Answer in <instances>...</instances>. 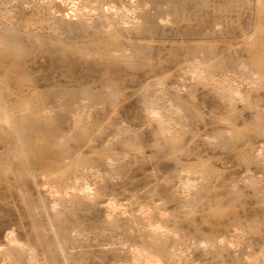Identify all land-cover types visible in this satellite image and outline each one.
<instances>
[{
  "label": "bare ground",
  "instance_id": "1",
  "mask_svg": "<svg viewBox=\"0 0 264 264\" xmlns=\"http://www.w3.org/2000/svg\"><path fill=\"white\" fill-rule=\"evenodd\" d=\"M202 7L218 13L236 12L237 19H241L250 7L256 12L264 10V0H0V36L5 47L0 51V143H3L0 171L5 175L17 174L12 168L13 161L23 162L29 154L25 146L36 145L38 137L30 135V128L36 127V123L31 119L44 121L48 115H55L52 107L44 103L33 107L27 104L20 111L9 105L7 99L15 94L11 81L25 79L47 87L33 89L30 99L71 102L69 130L75 133L98 127L94 113L100 104L114 102L122 94L116 88V74L106 67L91 65L85 68V73L67 70V75L62 76L68 82L61 84L60 75L51 68L31 73L27 56L53 52L59 59L67 57L80 64L86 59L97 61L109 55L127 64L148 63L155 56L163 63L159 49L162 42L154 37L167 34V28L174 29L182 22L203 16ZM216 28L221 29L222 23L218 22ZM204 46L198 48L196 44L186 50L174 69L164 67L159 75L146 79L140 86L139 97L143 109L155 121L158 145L165 140V145L174 148L183 140L177 134L197 125L190 111L194 109L191 100L199 89L214 96L227 113L234 114L238 105L248 103L256 107L255 120H264V109L249 102L250 94L264 82L263 74L250 69L242 60L236 65L218 67V60ZM121 79L125 81L124 77ZM32 109L34 114L30 113ZM110 124L116 131L105 137L101 149L87 153L84 159L81 154L75 155L78 163L71 179L51 187L48 197L40 194L29 201L22 195V204L29 207L32 231L22 236L16 226L8 229L0 264H89L88 258H82L81 245L83 241L85 244L97 241L98 236L103 237L105 251L112 249L124 256L116 264H166V259L174 264H208L196 258L195 253L218 257L222 246L232 253L250 252L245 248L246 229L235 227L227 236L205 232L186 235L180 227L168 225L169 216L153 200L136 202L134 209L129 210L132 199L126 202L110 198L103 206L106 227L101 232L85 233L76 222L65 228L61 220L73 209L77 201L73 196L94 198L105 189L106 182L116 181L123 164L110 153L115 142L136 144L131 128L124 121ZM261 130L264 133V126ZM230 132L231 129L223 131L224 136H210V142L225 144ZM180 164L175 179L170 181L168 197L174 201L178 213L189 215L201 196L204 181L198 177L207 173L192 168V163ZM257 164L264 167V154H259ZM247 174L252 173L244 170L240 177L253 176ZM245 259L247 264H264V243L262 253L252 252L249 258L242 257Z\"/></svg>",
  "mask_w": 264,
  "mask_h": 264
},
{
  "label": "rangeland",
  "instance_id": "2",
  "mask_svg": "<svg viewBox=\"0 0 264 264\" xmlns=\"http://www.w3.org/2000/svg\"><path fill=\"white\" fill-rule=\"evenodd\" d=\"M218 22L222 23L221 29L216 28ZM165 33L154 38L162 42L159 49L168 64L159 63L155 56L148 63L134 64H127L110 55L97 61L86 59L81 64L67 57L59 59L58 55L46 51L26 57L31 62V73L51 68L54 74L60 75L61 84L68 82L63 77L67 75V70L85 73V68L91 65L106 67L116 74V88L121 89L122 94L114 102L100 104V109L94 113L99 121L98 127L85 133H75L69 130L71 102L54 98L39 102L30 99L29 93L33 89L45 90L47 87L25 79L10 82L15 94L7 99L9 105L20 111L27 104L33 107L44 103L52 107L55 115H48L44 121L31 119L36 123V127L30 128V135L38 137L36 145L25 146L29 154L23 162L13 161L12 168L18 171L17 174L5 175L0 171V253L6 249V233L10 227L16 226L22 236L32 231L29 207L22 204V195L29 201H34L40 194L48 197L51 187L71 179L78 163L75 155L81 154L84 159L87 153L101 149L105 137L116 131L110 124L114 121H124L129 125L136 144L130 146L115 142L110 153L117 156L115 161L123 164L116 181L106 182L105 189L96 193L94 198L73 196L72 199L77 201L61 220L65 228L76 222L81 224L85 233L101 232L106 227L103 206L110 198L126 202L132 199L129 210L140 201L153 200L169 216L168 225L180 227L186 235L205 232L227 236L235 227L247 230L248 246L245 248L250 250L249 253H232L225 246L220 247L218 257L196 252L195 257L203 262L247 264L248 259L244 261L242 257L247 255L249 258L252 252H263L264 167L257 164V157L264 154V133L261 130L264 120H255L256 107L244 103L238 105L234 114H230L224 111L214 96L199 89L191 100L194 109L190 111L197 125L179 132L177 136L183 140L173 148L165 145V140L160 141L161 145L155 142V121L143 109L138 91L146 79L159 75L164 67L174 69L180 55L196 44L198 48L201 44L205 45L204 49L218 60V67L236 65L238 60H242L250 69L264 76V10L256 12L250 7L244 17L237 19L236 12L218 13L208 9L203 16L191 22H182L177 28H167ZM0 40L2 51L5 49L4 38L0 36ZM1 57L4 58L3 55ZM250 96L251 104L264 109V82ZM30 113L35 111L32 109ZM229 129L230 137L225 144L210 142V136H224L223 131ZM120 156L124 158L119 159ZM184 161L192 163V168L207 173L198 177L204 181L201 196L189 215L178 213L174 201L168 197L170 181L175 179V173ZM82 162L86 163L85 160ZM244 170L252 173L247 175L253 176L242 179L240 175ZM16 187L26 188L27 191H17ZM96 240L89 242V264H116L124 258L115 250L105 251L103 237L98 236ZM165 262L174 264L167 259Z\"/></svg>",
  "mask_w": 264,
  "mask_h": 264
},
{
  "label": "crops",
  "instance_id": "3",
  "mask_svg": "<svg viewBox=\"0 0 264 264\" xmlns=\"http://www.w3.org/2000/svg\"><path fill=\"white\" fill-rule=\"evenodd\" d=\"M82 258L85 259V258H88L89 257V244H85V242L83 241L82 242Z\"/></svg>",
  "mask_w": 264,
  "mask_h": 264
}]
</instances>
